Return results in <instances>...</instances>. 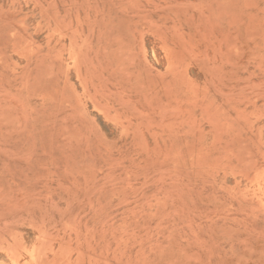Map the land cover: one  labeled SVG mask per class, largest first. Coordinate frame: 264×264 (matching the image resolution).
I'll return each instance as SVG.
<instances>
[{
  "label": "rangeland",
  "instance_id": "374dc122",
  "mask_svg": "<svg viewBox=\"0 0 264 264\" xmlns=\"http://www.w3.org/2000/svg\"><path fill=\"white\" fill-rule=\"evenodd\" d=\"M0 264H264V0H0Z\"/></svg>",
  "mask_w": 264,
  "mask_h": 264
}]
</instances>
